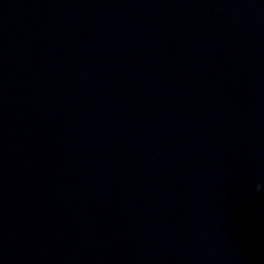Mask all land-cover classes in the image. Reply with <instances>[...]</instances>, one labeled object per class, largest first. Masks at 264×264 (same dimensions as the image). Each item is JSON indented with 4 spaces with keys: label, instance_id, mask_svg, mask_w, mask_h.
Instances as JSON below:
<instances>
[{
    "label": "clouds",
    "instance_id": "clouds-1",
    "mask_svg": "<svg viewBox=\"0 0 264 264\" xmlns=\"http://www.w3.org/2000/svg\"><path fill=\"white\" fill-rule=\"evenodd\" d=\"M259 188V186H257Z\"/></svg>",
    "mask_w": 264,
    "mask_h": 264
}]
</instances>
